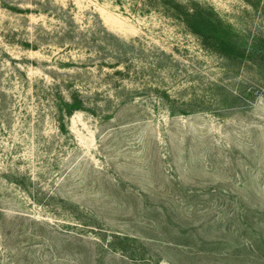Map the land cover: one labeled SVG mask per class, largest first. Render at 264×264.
Returning a JSON list of instances; mask_svg holds the SVG:
<instances>
[{"label":"rangeland","instance_id":"374dc122","mask_svg":"<svg viewBox=\"0 0 264 264\" xmlns=\"http://www.w3.org/2000/svg\"><path fill=\"white\" fill-rule=\"evenodd\" d=\"M136 1L0 0V264H264V0Z\"/></svg>","mask_w":264,"mask_h":264},{"label":"trees","instance_id":"16d2710c","mask_svg":"<svg viewBox=\"0 0 264 264\" xmlns=\"http://www.w3.org/2000/svg\"><path fill=\"white\" fill-rule=\"evenodd\" d=\"M134 6L136 9L139 10H143L149 7H163L166 13H169L170 15L176 16L178 19L183 20L187 24V26L191 28L192 31L197 33H199L198 30L194 28V26H192L191 24L192 20H194L200 26L204 25L205 27H207L208 25H211V27H213V31H218V28H220L219 25L213 23L210 17L201 15V13L198 11H192L191 8H188V6L185 5V3H183L181 0H139L135 2ZM232 43L234 44V46L240 44L239 41H233V39ZM256 50V44H244L242 55L246 53V55L250 57L253 53L256 52ZM58 92L59 94H61L60 91ZM58 99L63 105V107H61V114L64 116H69L75 110L83 108L82 100L80 99L79 94L75 90L71 92V96L69 98H66V100L61 95L58 96Z\"/></svg>","mask_w":264,"mask_h":264}]
</instances>
